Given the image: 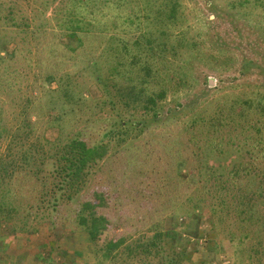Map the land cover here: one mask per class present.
Returning <instances> with one entry per match:
<instances>
[{
  "label": "rangeland",
  "instance_id": "rangeland-1",
  "mask_svg": "<svg viewBox=\"0 0 264 264\" xmlns=\"http://www.w3.org/2000/svg\"><path fill=\"white\" fill-rule=\"evenodd\" d=\"M163 4H174L175 27ZM74 24L78 39L69 41ZM182 33L191 48L178 47ZM167 37L154 51L142 42ZM145 66L159 76L151 86L141 83ZM161 88L165 97L145 110L142 98ZM259 96L264 0H0V128L18 125L29 105L33 141L44 136L62 148L78 139L98 152L74 200L52 210L47 199L36 233L0 229V264H264V159L233 145L245 142L247 120H261L264 131V115L243 108ZM219 109L224 127L214 132L209 120ZM5 145L0 139V156ZM57 164L48 158L43 167L50 186L61 184ZM23 172L14 189L27 208L35 182ZM213 176L236 182L214 218ZM255 186L244 222L232 196ZM83 203L101 230L94 241L76 224ZM156 230L162 239L144 253ZM116 240L123 243L109 252Z\"/></svg>",
  "mask_w": 264,
  "mask_h": 264
},
{
  "label": "trees",
  "instance_id": "trees-1",
  "mask_svg": "<svg viewBox=\"0 0 264 264\" xmlns=\"http://www.w3.org/2000/svg\"><path fill=\"white\" fill-rule=\"evenodd\" d=\"M147 1L150 4V0ZM165 4H163V8L166 12L161 11V13L164 15L165 19L175 27L178 20L175 15V6H173L175 3L171 6H165ZM79 29L77 24L70 26V32L66 34L67 40H77V31ZM167 41L168 37L165 41L151 38L142 40V42L146 43L150 51L164 48ZM176 41L179 43L177 45L180 49H189L192 47L191 40L184 37L183 33L176 38ZM142 42L138 41L136 44ZM176 56L177 54L173 53L172 57H175L174 60L178 59ZM133 59L132 57L131 62ZM130 64L132 65V63ZM119 65H123V63L119 61L118 65L114 66L113 69L116 70ZM135 65H140L142 69L143 64L135 63L134 66ZM144 68L148 72L146 76L143 77L141 83L151 86L152 81L159 76L154 78L155 73L151 75L147 66ZM168 73L165 74L164 80L171 77L168 75H172V77L175 75V71ZM160 81L155 82V84L158 85ZM165 95L166 91L164 88L160 89V93L157 96L150 93L146 94L142 98L144 102L143 108L149 111L154 109L157 105V101L163 99ZM134 102L139 103L136 99ZM20 108V114L18 115L19 124L17 120L18 125L12 127L10 130L3 127L0 128V139L6 142V152L4 155L0 156V229L6 227L9 234H32L38 231L36 220L44 218L45 213H47L50 208V202L47 201L48 198H51L53 195L51 209L54 210L59 202L72 201L83 190L88 170L97 161L98 152L96 149L88 147L84 141L78 139L71 140L69 144L64 145L62 148L59 147L61 143L59 140L50 143L44 136L43 138H38L33 141L31 139L33 135V123L31 119L28 118L31 115L30 110L32 106L23 105V107ZM243 108L247 112L256 111L259 115H264V96H259L256 100H246L245 103L243 102ZM245 110H242V112ZM224 122L225 117L223 115V110L219 109L218 112L210 117L209 127L214 132H217L220 128L224 127ZM247 122L249 123L248 126L242 127L241 129L245 142L241 144L239 142H234L233 145L236 147L240 146V149L243 147V150L251 157L256 155V158L262 156L264 159V131L261 127V120H256V122L247 120ZM251 131L254 133L250 134ZM250 140H253V144H249ZM49 144L52 150H59L58 155H48L49 150L47 148ZM246 146H248L247 149L249 148V150L245 149ZM48 158H50L51 161L54 160L56 164L58 163L55 168L54 177L55 179H61L60 185L53 182V186H50L47 177L44 178L41 176L44 170L43 167L46 165ZM27 169H29V172L21 173L23 180L27 183L33 180L35 185H32L29 190L31 197H33V201L29 207L24 208L20 199H18L17 190L14 189V183L17 181L15 180L17 174H19L21 170ZM28 175L29 177H27ZM210 178L212 181L210 192L212 193L213 202H216L210 205L211 215L212 218H214L223 211L225 205L228 203V200L222 196V192H231L236 182H234L233 179H223L220 176H213ZM252 191L250 195L239 194L232 196V200L236 202L237 207L244 206V209H241L238 214V218H241L244 222L248 221V219L251 220L253 217V205L251 202L256 200V186ZM86 205L88 207H86ZM81 206L83 207L81 208V212L77 215L76 224L80 227H84L90 239L94 241L97 239L98 235H100L101 230L96 226L91 213L89 215H84V209L89 208L90 205L83 203ZM162 237L163 232L156 230L153 239L142 246L144 253H147L150 247L157 246V241L162 239ZM122 243L123 240L112 241L109 243L107 250L112 252L119 248ZM76 256L80 257V254H76Z\"/></svg>",
  "mask_w": 264,
  "mask_h": 264
}]
</instances>
